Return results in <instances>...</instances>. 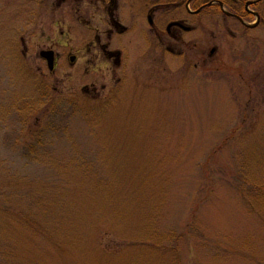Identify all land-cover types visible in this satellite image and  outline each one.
<instances>
[{"label":"rangeland","instance_id":"374dc122","mask_svg":"<svg viewBox=\"0 0 264 264\" xmlns=\"http://www.w3.org/2000/svg\"><path fill=\"white\" fill-rule=\"evenodd\" d=\"M8 2L0 264H264V208L237 186L264 188V21L185 14L183 43L129 34L116 64L75 14Z\"/></svg>","mask_w":264,"mask_h":264},{"label":"flooded vegetation","instance_id":"af4514ba","mask_svg":"<svg viewBox=\"0 0 264 264\" xmlns=\"http://www.w3.org/2000/svg\"><path fill=\"white\" fill-rule=\"evenodd\" d=\"M6 7L13 2L18 3L14 13H72L76 23L82 25L90 33L87 46L99 47L106 60H114L118 64L121 54L110 51L112 43H121L126 35L140 34L146 41L157 40L161 45L166 41L177 44L184 42L183 33L191 32L195 26L185 24L183 15L196 19L202 13L222 15L243 27L244 31L257 29L264 21L261 10L264 0H7ZM8 12V11H7ZM98 16V27H93V17ZM87 18V23L84 22ZM57 20L54 26H57ZM195 21L193 20V23ZM141 27L140 32L137 30ZM62 34V31H60ZM24 44V42H23ZM193 49L196 45H192ZM191 48V47H190ZM53 51L54 69L58 54L53 47L40 51ZM169 50V47H168ZM39 51V52H40ZM89 51V50H88ZM215 46L208 50L209 60L217 59L219 53ZM181 53V52H179ZM77 60L76 55H68V61ZM44 62L43 60H41ZM45 63V62H44Z\"/></svg>","mask_w":264,"mask_h":264},{"label":"trees","instance_id":"16d2710c","mask_svg":"<svg viewBox=\"0 0 264 264\" xmlns=\"http://www.w3.org/2000/svg\"><path fill=\"white\" fill-rule=\"evenodd\" d=\"M43 96L46 97V92H44ZM46 102H48V100H46ZM244 169L246 168V165H243ZM243 167L240 168L241 173L239 172L238 176L243 174ZM252 178L247 179L248 185H246V187L242 188V183L238 182L237 186L241 189L240 191L247 197V200L250 202L251 208H252V203H258L262 208H264V188L261 186H256L254 183L252 184V187H250V193H248L249 190V184ZM248 189V190H247ZM264 212V211H263ZM159 239L160 238H156L157 242L159 243ZM145 240H147V237L145 239H143L142 242H144ZM161 243L163 244V241H161Z\"/></svg>","mask_w":264,"mask_h":264},{"label":"water","instance_id":"95a60500","mask_svg":"<svg viewBox=\"0 0 264 264\" xmlns=\"http://www.w3.org/2000/svg\"><path fill=\"white\" fill-rule=\"evenodd\" d=\"M39 55L41 58L46 60L48 69L50 71L53 70V54H52V52L41 51ZM71 60H73V59L71 58Z\"/></svg>","mask_w":264,"mask_h":264}]
</instances>
